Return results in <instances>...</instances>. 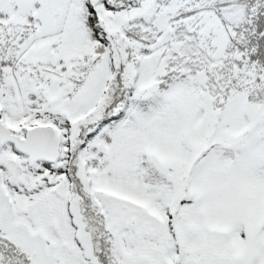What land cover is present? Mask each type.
Instances as JSON below:
<instances>
[{"label": "snow or ice", "instance_id": "snow-or-ice-1", "mask_svg": "<svg viewBox=\"0 0 264 264\" xmlns=\"http://www.w3.org/2000/svg\"><path fill=\"white\" fill-rule=\"evenodd\" d=\"M0 264H264V0H0Z\"/></svg>", "mask_w": 264, "mask_h": 264}]
</instances>
